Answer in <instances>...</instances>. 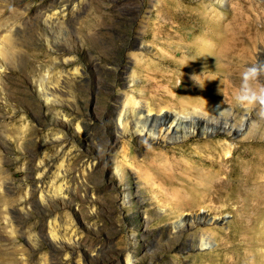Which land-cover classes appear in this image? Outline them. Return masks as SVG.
<instances>
[{"label": "rangeland", "instance_id": "rangeland-1", "mask_svg": "<svg viewBox=\"0 0 264 264\" xmlns=\"http://www.w3.org/2000/svg\"><path fill=\"white\" fill-rule=\"evenodd\" d=\"M257 61L264 0H0V264H264ZM134 100L194 134L122 127Z\"/></svg>", "mask_w": 264, "mask_h": 264}, {"label": "bare ground", "instance_id": "bare-ground-1", "mask_svg": "<svg viewBox=\"0 0 264 264\" xmlns=\"http://www.w3.org/2000/svg\"><path fill=\"white\" fill-rule=\"evenodd\" d=\"M226 38H227L226 40L221 41V42H224L225 45L230 44V43H237L238 41H240L238 36L233 37L232 35H230ZM242 43H243V41H242ZM239 68H240V66L234 67L233 70H236L235 73L238 72V76H241L242 72L240 71ZM133 103H134V106L132 107V109L124 110L119 115L118 123L122 127H126L127 124H130L140 134L147 132L146 134L149 137H152V135L157 134V133L161 134L160 132L162 130V126H164V130H165L164 133L165 134L169 133V132H172V134H176V136H178L177 134H180V136L184 135L186 133L187 134H194L195 128L191 126L190 120L186 116H177L173 113H169V112H165V111H162L159 114H153V113H151L152 110H151V108L147 102L134 100ZM212 108L214 110H218V107H212ZM254 109L256 110L255 112L257 115L258 110L256 108H254ZM247 118H248L247 116H243V118L241 119V121L243 122L242 124H245ZM247 122L254 125L252 118H248ZM226 125H227V122H225V126ZM215 128H217V127L214 126V127L209 128V126H204V127H202L201 131L203 130L202 132L205 134V133L210 132L211 130H213ZM157 129H159V131ZM226 153H229V151H227V149H226ZM194 219L200 220V221L204 220V222L206 221L205 216L203 214L195 215V216H188L186 218H184V216H183V217H180V219L174 224L173 228L176 229L177 227L178 228L181 227L184 224V222L192 223L193 222L192 220H194ZM211 242H212L211 239L207 235L202 234V236L200 238L199 247H205V246L209 245Z\"/></svg>", "mask_w": 264, "mask_h": 264}, {"label": "clouds", "instance_id": "clouds-1", "mask_svg": "<svg viewBox=\"0 0 264 264\" xmlns=\"http://www.w3.org/2000/svg\"><path fill=\"white\" fill-rule=\"evenodd\" d=\"M233 99L242 108H256L257 115L264 118V62L244 68Z\"/></svg>", "mask_w": 264, "mask_h": 264}]
</instances>
